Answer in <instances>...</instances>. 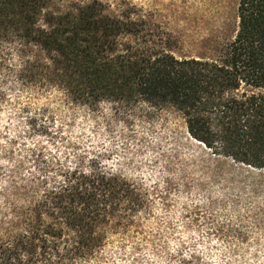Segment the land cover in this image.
Returning a JSON list of instances; mask_svg holds the SVG:
<instances>
[{"label": "trees", "instance_id": "trees-1", "mask_svg": "<svg viewBox=\"0 0 264 264\" xmlns=\"http://www.w3.org/2000/svg\"><path fill=\"white\" fill-rule=\"evenodd\" d=\"M55 1L0 0V36L37 50L21 86L64 97L62 112L20 110L29 141L0 164V264H232L264 224V0L238 1L213 59L141 48L138 22ZM169 111L189 139L145 159L137 128ZM117 132L120 151L89 141ZM192 141L200 158L182 153Z\"/></svg>", "mask_w": 264, "mask_h": 264}, {"label": "rangeland", "instance_id": "rangeland-1", "mask_svg": "<svg viewBox=\"0 0 264 264\" xmlns=\"http://www.w3.org/2000/svg\"><path fill=\"white\" fill-rule=\"evenodd\" d=\"M238 1L56 0L52 9L64 12L75 4L98 2L104 7L106 14L122 20L130 18L139 23L138 30L142 33L138 44L141 48L165 47L166 51L179 59H213L217 58L218 51L236 35ZM130 41L135 42L134 39L127 38L123 43ZM33 51L22 47L19 38H14L11 33L0 36V164L11 155L14 138L25 137L22 134V108L29 104L47 105L58 112L63 111L64 97L59 92L30 93L21 86L18 72L24 66L25 56L37 54V50ZM135 135L145 159L166 152L174 142L185 143L189 139L185 122L171 111L164 113L152 127L137 128ZM89 141L95 145L104 144L117 151L122 150L126 142L119 132L111 136L92 134ZM192 143L194 146L185 144L182 153L188 158H200L203 146L194 141ZM144 173L146 174L145 170ZM133 174L131 169L125 172L128 177ZM263 201L261 198L260 202ZM261 228L260 232L251 237L242 253L232 256V264H264V224ZM112 264H126V261L117 258Z\"/></svg>", "mask_w": 264, "mask_h": 264}]
</instances>
